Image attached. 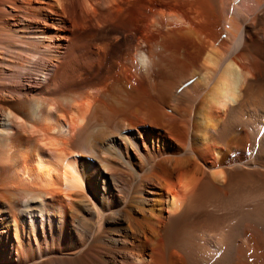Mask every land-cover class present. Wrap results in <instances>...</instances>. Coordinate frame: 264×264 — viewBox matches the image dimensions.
<instances>
[{
  "label": "bare ground",
  "instance_id": "6f19581e",
  "mask_svg": "<svg viewBox=\"0 0 264 264\" xmlns=\"http://www.w3.org/2000/svg\"><path fill=\"white\" fill-rule=\"evenodd\" d=\"M79 1L0 0V264H264V0L146 38L152 97L64 86Z\"/></svg>",
  "mask_w": 264,
  "mask_h": 264
},
{
  "label": "rangeland",
  "instance_id": "374dc122",
  "mask_svg": "<svg viewBox=\"0 0 264 264\" xmlns=\"http://www.w3.org/2000/svg\"><path fill=\"white\" fill-rule=\"evenodd\" d=\"M81 1H79V4H74V7L71 5L73 10L70 7V16L68 18L70 40L68 45L73 46L74 51L72 53L73 61H66L60 67L64 77H68V80L64 79L66 81L64 86H74V83L76 84L80 81L97 87L107 86V84L109 86L125 84L134 89L133 91L136 95L152 97V87L157 86L159 80H170L171 77L159 73L157 68L151 66L152 63L150 64L148 61V65L146 64L147 62L143 64L142 57L149 50V45H147L145 39L159 41L161 44L167 43L170 48L177 45L176 51L179 50V47H181L182 51L185 43L181 40L175 45L172 42L174 40L171 39L174 38L172 31L189 28L191 25L187 21H191V19L192 23L198 25L199 22L194 21L193 18L195 15L198 16L201 11L199 18L203 24L206 25L207 23L209 25L206 8L203 7L204 5L201 6L199 2L201 0H139L140 4H135L136 0H131V3L126 0H112L114 2H108L105 6L100 4L101 0ZM190 1L192 5L194 4L193 7L191 4L189 5ZM155 2L158 3L154 5ZM201 2L204 1L202 0ZM200 6L201 9L205 8L206 16H203L205 14L200 9ZM90 8H95L97 14L95 15L90 11ZM191 10L195 12L193 13ZM73 11L76 12L74 13ZM163 11L164 13L178 15L179 22L166 21L164 17L158 14ZM190 14H193L194 17ZM100 18H103L105 22H101ZM183 18L186 19V22H183ZM216 30L218 29H213L214 32H217ZM169 42H172V44H169ZM156 52L158 56L160 51L156 50ZM142 53L144 54L143 56ZM133 64L136 66L135 68ZM81 73L82 77L80 78ZM178 73L176 75L175 72L176 78L182 76L185 72ZM44 84L46 85V83ZM43 89L44 87L41 88V91ZM146 127L149 128L150 126L146 125Z\"/></svg>",
  "mask_w": 264,
  "mask_h": 264
}]
</instances>
